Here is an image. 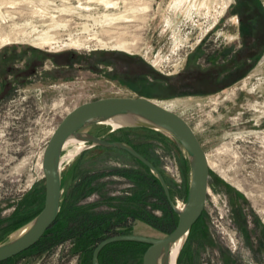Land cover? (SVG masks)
<instances>
[{
  "label": "rangeland",
  "instance_id": "1",
  "mask_svg": "<svg viewBox=\"0 0 264 264\" xmlns=\"http://www.w3.org/2000/svg\"><path fill=\"white\" fill-rule=\"evenodd\" d=\"M110 97L161 103L208 156L207 204L177 264H264V0H0V243L44 208L43 155L61 121ZM85 131L132 146L184 205L190 168L174 138L108 123ZM78 150L63 152L75 156L63 163L58 219L3 264H93L104 240L176 229L143 164ZM99 229L102 241L87 243ZM105 248L100 264H143L148 246Z\"/></svg>",
  "mask_w": 264,
  "mask_h": 264
},
{
  "label": "water",
  "instance_id": "2",
  "mask_svg": "<svg viewBox=\"0 0 264 264\" xmlns=\"http://www.w3.org/2000/svg\"><path fill=\"white\" fill-rule=\"evenodd\" d=\"M111 122H118L121 127L162 132L179 142L186 154L190 168L189 190L182 209L172 201L170 189L164 176L132 146L124 142L106 141L85 131L89 127ZM71 141L85 143V149L104 147L127 152L156 176L173 211L178 216L176 229L164 238L121 235L104 240L93 253V264H100L99 255L105 247L118 242L147 245L148 249L144 255L143 264H172L174 248L189 236L206 207L210 165L207 154L190 124L159 102L145 97H110L84 103L61 121L52 134L43 155L42 171L46 192L44 208L29 223L17 229L8 239L0 243V263L37 244L58 219L63 191V152Z\"/></svg>",
  "mask_w": 264,
  "mask_h": 264
},
{
  "label": "bare ground",
  "instance_id": "3",
  "mask_svg": "<svg viewBox=\"0 0 264 264\" xmlns=\"http://www.w3.org/2000/svg\"><path fill=\"white\" fill-rule=\"evenodd\" d=\"M226 1H228V0H226ZM124 46L125 45V43H121L120 44V46ZM161 104V103H160ZM162 105V104H161ZM163 106V105H162ZM108 124H111L112 126H114V127H118V128H120L121 127V125H120V123H118V122H111V123H108ZM193 129V128H192ZM70 144H75V145H78L79 146V152L80 151H82L84 148H85V146H86V144L85 143H79V142H77V141H71L70 143H68L67 144V147L70 145ZM68 152H70V151H68ZM76 152V151H75ZM71 153V152H70ZM73 156H75V155H72V154H69L68 156H64V158H63V160L65 161L66 159H71ZM208 157V156H207ZM180 209H182V207L183 206H178ZM186 239H184L181 243H179V244H177L176 245V247L174 248V250H173V254H172V264H176V262H177V260H178V258H179V255H180V252H181V249H182V246H183V244H184V241H185ZM100 262V261H99Z\"/></svg>",
  "mask_w": 264,
  "mask_h": 264
},
{
  "label": "trees",
  "instance_id": "4",
  "mask_svg": "<svg viewBox=\"0 0 264 264\" xmlns=\"http://www.w3.org/2000/svg\"><path fill=\"white\" fill-rule=\"evenodd\" d=\"M144 167H146V166H144ZM146 169L150 172V176H151V180L156 184V185H158L159 186V188L161 189V191L162 192H164V190H163V188H162V186H161V184H160V182H159V180L156 178V176L154 175V174H152L151 173V171L146 167ZM164 194H165V192H164ZM175 215L177 216V214L175 213ZM177 218H178V216H177ZM26 223H28V221H25L24 223L23 222H19V223H17V225L15 226V228L14 229H19L20 227H22V226H24ZM198 223V222H197ZM196 223V224H197ZM196 224L194 225V227L196 226ZM194 227L192 228V230L194 229ZM174 230V229H173ZM172 230V231H173ZM192 230H191V232H192ZM171 231V232H172ZM190 232V233H191ZM88 242L87 243H89V241H96L97 243L99 242L100 243V241H102V233H101V231H100V229L99 230H97L96 232H93L92 234H89L88 235ZM135 244V243H134ZM146 246V245H145ZM106 249V248H105ZM105 249L101 252V254H100V257H101V255L104 253V251H105ZM99 261H100V258H99ZM3 263H6V262H3ZM2 263V264H3ZM1 264V263H0Z\"/></svg>",
  "mask_w": 264,
  "mask_h": 264
},
{
  "label": "flooded vegetation",
  "instance_id": "5",
  "mask_svg": "<svg viewBox=\"0 0 264 264\" xmlns=\"http://www.w3.org/2000/svg\"><path fill=\"white\" fill-rule=\"evenodd\" d=\"M45 236V235H44ZM44 236H43V238H44ZM14 258V257H13Z\"/></svg>",
  "mask_w": 264,
  "mask_h": 264
},
{
  "label": "built area",
  "instance_id": "6",
  "mask_svg": "<svg viewBox=\"0 0 264 264\" xmlns=\"http://www.w3.org/2000/svg\"><path fill=\"white\" fill-rule=\"evenodd\" d=\"M43 177H44V175H43Z\"/></svg>",
  "mask_w": 264,
  "mask_h": 264
}]
</instances>
